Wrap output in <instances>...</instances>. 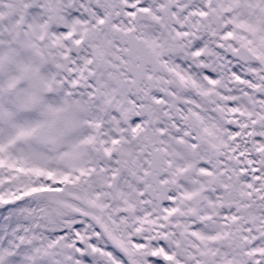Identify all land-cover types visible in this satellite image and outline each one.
<instances>
[{
  "label": "snow or ice",
  "instance_id": "1",
  "mask_svg": "<svg viewBox=\"0 0 264 264\" xmlns=\"http://www.w3.org/2000/svg\"><path fill=\"white\" fill-rule=\"evenodd\" d=\"M0 264H264V0H0Z\"/></svg>",
  "mask_w": 264,
  "mask_h": 264
}]
</instances>
